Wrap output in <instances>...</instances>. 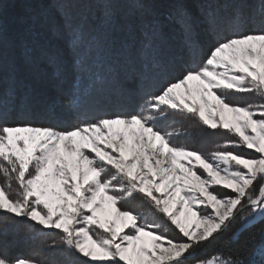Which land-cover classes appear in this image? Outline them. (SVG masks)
I'll return each instance as SVG.
<instances>
[{
	"label": "snow or ice",
	"instance_id": "1",
	"mask_svg": "<svg viewBox=\"0 0 264 264\" xmlns=\"http://www.w3.org/2000/svg\"><path fill=\"white\" fill-rule=\"evenodd\" d=\"M38 3L44 8L31 17L29 30L43 24L53 6L62 22L52 29L54 35L78 50L86 22L76 20L63 0ZM97 3L102 24L111 27L123 19L133 34L138 30L146 69L167 70V53L163 44L157 46L165 38L164 23L153 0ZM166 18L179 29L189 66L158 91L144 92L138 111L105 114L70 128L12 120L32 92L21 65L38 68L46 62L57 80L64 67L59 53L46 48L22 46L19 59L10 58L11 38L0 22V213L6 225L0 233L19 220L39 236L56 230L60 239L52 247L70 250L71 264H264V229L247 242L255 245L259 260L241 259L239 251L227 260L195 259L197 249L238 213L245 230L264 221V103L240 105L228 96L255 93L264 99V0L258 6L242 0L228 17L222 9L194 11L188 0H172ZM201 26L212 37L207 51ZM129 55L135 59V51ZM68 103L77 109L85 103L75 85ZM170 112L195 117L236 139L208 156L177 145L158 124ZM134 194L148 199L180 238L159 231L155 222L141 223V214L119 206ZM0 264L50 262L0 249Z\"/></svg>",
	"mask_w": 264,
	"mask_h": 264
},
{
	"label": "trees",
	"instance_id": "2",
	"mask_svg": "<svg viewBox=\"0 0 264 264\" xmlns=\"http://www.w3.org/2000/svg\"><path fill=\"white\" fill-rule=\"evenodd\" d=\"M63 2L70 5L76 20L86 22L84 42L76 51L69 49L66 39L54 35L52 29L62 22L53 6L45 12V22L30 31L31 17L43 9L44 5L39 4L38 0H0V22L4 24L12 42L10 58L18 60L22 46L40 47L58 52L64 67L63 78L57 80L53 75L54 69L46 62H40L38 68L21 65V76L32 86V92L28 103L13 113L14 122L70 128L105 114L138 111L143 104L144 92L158 91L166 80L177 78L181 69L189 66L191 56L184 47L179 29L166 18L172 0H153L164 23L165 38L157 46L163 44L167 53L168 68L165 71L146 69V58L140 51L142 43L138 30L133 34L132 28L123 19L111 27L101 23L97 0ZM188 2L194 11L215 7L222 9L225 17H228L242 0ZM247 3L258 6V0H247ZM198 31L202 48L207 51L212 37L203 31V26ZM130 51H135V59L130 57ZM74 85L85 99L83 107L79 109L68 103ZM249 95V98H258L255 93ZM240 96L246 95L241 93ZM249 98L244 97L246 101ZM45 109L52 112L51 116L42 114ZM158 124L172 134L173 143L200 151L204 155L215 152L216 147L226 140L234 139L227 131L207 130L195 117L179 113L170 112L166 118H160ZM0 177L2 184L4 177L2 174ZM152 205L142 195L134 194L122 200L119 206L141 214L143 219L140 222L147 220L165 225L166 222L161 221V215L154 211ZM5 226L4 214L0 213V229ZM232 227L233 224L207 243L195 259L207 260L216 256L227 260L230 254L237 251L241 253L239 258L253 259L257 249L247 242L258 230L264 229V221L249 225L246 230L242 226ZM59 239L56 230H45L44 235L39 236L31 231L25 221L19 220L6 233H0V249L6 250L12 257L33 256L49 261L50 264H71L73 257L70 250L60 245L52 247ZM259 242L257 238L256 244ZM61 248L64 250L61 251Z\"/></svg>",
	"mask_w": 264,
	"mask_h": 264
},
{
	"label": "rangeland",
	"instance_id": "3",
	"mask_svg": "<svg viewBox=\"0 0 264 264\" xmlns=\"http://www.w3.org/2000/svg\"><path fill=\"white\" fill-rule=\"evenodd\" d=\"M230 93H232L234 96H232ZM228 95H231V96H229V98L233 101V102H235V103H238V104H240V105H245V104H260V103H264V99L262 100V98H260L259 99V96H258V98H255V96H252L251 98H249L250 97V95L249 96H247L248 94H250V93H243V94H245L246 96H240V94L241 93H235V92H230ZM244 97H248L249 99H248V101H246L245 99H244ZM43 115H45V116H51V114H52V112L51 111H47L46 109L43 111V113H42ZM199 121V120H198ZM200 122V121H199ZM202 123V122H201ZM203 124V123H202ZM203 126L205 127V129H207V130H212V129H210L209 127H207L206 125H204L203 124ZM219 130H222V129H219ZM223 131H226V130H223ZM231 134V133H230ZM231 137L232 138H234V139H236V137H234L232 134H231ZM224 144V143H223ZM223 144H221V145H223ZM218 150H225V149H222V148H218V147H216V151H218ZM227 150H232V151H237V152H241V151H243V152H248V150H246V149H243V148H239V149H227ZM211 153H213V152H211ZM211 153H208L207 155H205V156H208V155H210ZM248 154H252V153H250V152H248ZM0 179H1V177H0ZM258 186H259V182H257V184L255 185V187H257L258 188ZM217 191H220V192H225V191H228V190H225V189H221V188H217ZM153 206V205H152ZM154 211H157L156 209H155V207H154ZM158 212V211H157ZM159 213V212H158ZM160 215H161V221H165L166 222V224L164 225L163 224V226H161L160 225V229H159V231H161V232H163V233H165L166 235H168L169 237H174V238H177V239H179L180 238V234L178 233V231L174 228V226H172L171 224H170V222H168L167 221V218L166 217H164L161 213H159ZM244 216L245 217H247V213L245 212L244 213ZM146 222H148V223H152L151 221H147L146 220ZM141 223H143V221L141 222ZM244 223V221L240 218V214L238 213L237 214V217H236V219L234 220V221H230V222H226V225H227V227L225 228V230L224 231H226L228 228H229V226L231 225V224H233V227L234 228H238V227H241L242 226V224ZM232 227V228H233ZM224 231H222L221 233H223ZM221 233H218V234H216V236H218V235H220ZM207 244V243H206ZM206 244H204V245H201L198 249H197V253H196V257L197 256H199L200 255V251L201 250H203V248H204V246L206 245ZM256 253H257V251H256ZM195 257V258H196ZM217 258H219V259H222L221 257H217ZM82 259H84V258H82ZM209 259H211V258H209ZM253 259H256V260H259L260 259V256H259V254L257 253V254H255L254 255V257H253ZM223 260V259H222Z\"/></svg>",
	"mask_w": 264,
	"mask_h": 264
}]
</instances>
